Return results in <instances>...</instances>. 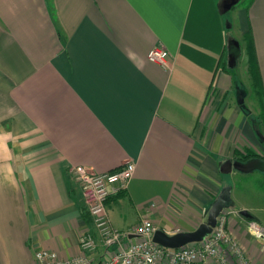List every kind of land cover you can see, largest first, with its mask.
Wrapping results in <instances>:
<instances>
[{"label":"crops","instance_id":"1","mask_svg":"<svg viewBox=\"0 0 264 264\" xmlns=\"http://www.w3.org/2000/svg\"><path fill=\"white\" fill-rule=\"evenodd\" d=\"M221 4L0 0V264H34L40 250L75 258L86 232L98 244L76 168L133 164L127 190L106 204L111 225L130 232L148 217L173 235L195 229L205 202L228 186L222 179L236 171L221 172L227 160L264 156V0H240L231 14ZM231 40L237 65L244 51L246 81L253 45L263 92L248 82L254 112L234 98ZM153 47L167 51L166 68L147 59ZM236 213L229 235L249 264H264V243Z\"/></svg>","mask_w":264,"mask_h":264},{"label":"built area","instance_id":"2","mask_svg":"<svg viewBox=\"0 0 264 264\" xmlns=\"http://www.w3.org/2000/svg\"><path fill=\"white\" fill-rule=\"evenodd\" d=\"M147 59L166 68L168 53L162 47H153ZM133 172V164L102 174L86 168L74 169L73 174L80 185L98 244L95 237L86 232L79 238L77 257L62 260L55 252L40 250L34 255V264H249L244 249L229 235L227 215L231 212L227 214L225 210L218 216L210 234L200 242L177 249L165 248L153 242V235L159 228L148 217L142 218L130 232L113 228L106 204L111 197L127 190ZM245 231L264 243V226L258 222L246 221ZM98 245L102 247L100 256L95 260L90 259L88 256L96 252Z\"/></svg>","mask_w":264,"mask_h":264},{"label":"water","instance_id":"3","mask_svg":"<svg viewBox=\"0 0 264 264\" xmlns=\"http://www.w3.org/2000/svg\"><path fill=\"white\" fill-rule=\"evenodd\" d=\"M239 1L240 0H222L221 13H227ZM228 49V63L233 67L236 59L240 56L239 43L235 40L229 41ZM233 170L243 174L254 171L264 172V160L259 157L251 158L245 162L240 160H227L221 167V172L223 174H229ZM231 191V186L221 189L217 197L203 212L202 221L195 230L178 232L173 235H168L162 230H157L153 235V242L170 249H177L189 243L200 242L205 236L211 233L216 225L218 216L230 204ZM238 215L245 221L257 222V218L248 210H240L238 211Z\"/></svg>","mask_w":264,"mask_h":264},{"label":"rangeland","instance_id":"4","mask_svg":"<svg viewBox=\"0 0 264 264\" xmlns=\"http://www.w3.org/2000/svg\"><path fill=\"white\" fill-rule=\"evenodd\" d=\"M231 13L232 12L230 11L227 14H231ZM227 14H225L224 16H226V18H229L230 15H227ZM227 23L228 25H230L229 22ZM228 29H229L228 33L231 36V38H234L238 41L239 32H238L237 26L235 25L234 27L228 28ZM245 58L246 57L243 51L241 57L238 60V65H237V60L235 61V64L237 65V67L235 69L234 68L232 69L234 73L239 70L240 65L243 66V63L245 62ZM242 71H245V70H242ZM239 76L240 77L238 78L240 81L238 80V82L235 84L236 88L234 92L235 94L234 98L236 99L237 97V102H240L241 104L245 106V108H248V110H251L252 112H254L255 106L257 105V103H255L254 101V96L251 97L252 95L251 87L248 84V82L251 83V81H246V75L245 73H241V69L239 70ZM247 79L249 80V76L247 77ZM243 82L246 83L245 86L243 85L244 84ZM234 174L235 175H233L231 179H229L228 177L222 179L223 185L231 186V188L233 189V196L231 197L230 204L225 209V212H227V214L231 212V214L227 215L228 219L232 215L236 216L237 215L236 212L246 209L264 221V172L254 171V172L247 173V174L236 172ZM199 187L201 191H203L205 196L209 197L207 194L209 191L203 188V186L200 184H199ZM208 202L209 201L205 202L203 206V212L210 205V203ZM126 208H130V210L133 211L132 213L133 215L129 216L126 219V223H129L130 225L132 224L134 225L137 221V220L134 221L136 219L134 217L136 210L128 202H127ZM199 211L201 212L202 210H199ZM197 213L199 216V212ZM201 221H202V216H200L198 220L194 221L196 228L200 225ZM195 229H192L190 231H193Z\"/></svg>","mask_w":264,"mask_h":264},{"label":"trees","instance_id":"5","mask_svg":"<svg viewBox=\"0 0 264 264\" xmlns=\"http://www.w3.org/2000/svg\"><path fill=\"white\" fill-rule=\"evenodd\" d=\"M249 43V62L251 64L250 69H249V75H250V79H251V87H252V91L253 93L257 96L261 98V95L263 94L262 92V84H261V78H260V74L258 72V66H257V60H256V56L253 50V45L252 42H248ZM220 62V61H219ZM219 64V63H218ZM238 155V154H235ZM254 157H259L257 154L253 153V152H246L244 156L240 157L239 160L240 161H247L251 158ZM264 160V156L260 157Z\"/></svg>","mask_w":264,"mask_h":264}]
</instances>
